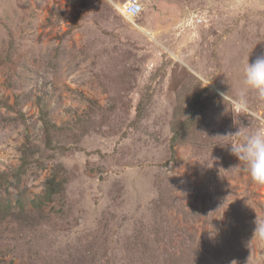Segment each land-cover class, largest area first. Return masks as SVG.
I'll return each mask as SVG.
<instances>
[{
	"label": "rangeland",
	"instance_id": "rangeland-1",
	"mask_svg": "<svg viewBox=\"0 0 264 264\" xmlns=\"http://www.w3.org/2000/svg\"><path fill=\"white\" fill-rule=\"evenodd\" d=\"M124 1L0 0V264H264V185L220 136L264 128L254 91L234 103L264 0ZM191 73L203 108L173 149Z\"/></svg>",
	"mask_w": 264,
	"mask_h": 264
},
{
	"label": "clouds",
	"instance_id": "clouds-1",
	"mask_svg": "<svg viewBox=\"0 0 264 264\" xmlns=\"http://www.w3.org/2000/svg\"><path fill=\"white\" fill-rule=\"evenodd\" d=\"M243 84L245 90L242 91L238 100L234 101L241 110L247 111L246 91H254L258 98L264 100V55L258 56L254 62H249V57L244 68ZM225 99V93H220ZM223 136L229 139L227 146H230L231 153L240 161L244 169L250 174L255 183L264 185V128H257L255 131L247 132L240 128L236 133H227ZM240 137L239 142H232L230 138ZM254 239L264 240V220L257 217L255 221Z\"/></svg>",
	"mask_w": 264,
	"mask_h": 264
},
{
	"label": "trees",
	"instance_id": "trees-1",
	"mask_svg": "<svg viewBox=\"0 0 264 264\" xmlns=\"http://www.w3.org/2000/svg\"><path fill=\"white\" fill-rule=\"evenodd\" d=\"M202 80L197 75L191 73L188 79L183 83V89L180 92H177L178 104L174 108V117L172 119V129L174 132V136L172 138V147L175 149V146L178 143H184L188 140V135L192 133L194 126L199 122V116L201 114L203 108V101L201 95L204 89H200V84ZM151 86L149 85L147 89L144 91L142 98L139 100L137 105L136 117L138 120H142L143 112L150 103L153 93H151ZM186 94L191 97L189 101V107H186L184 102L182 101V96ZM186 116L185 118H183ZM34 153L28 155V157H33ZM52 183L50 191L53 192L54 179H50L49 181ZM0 203V208H1ZM6 208L9 207V203H6ZM4 207V208H5Z\"/></svg>",
	"mask_w": 264,
	"mask_h": 264
},
{
	"label": "built area",
	"instance_id": "built-area-1",
	"mask_svg": "<svg viewBox=\"0 0 264 264\" xmlns=\"http://www.w3.org/2000/svg\"><path fill=\"white\" fill-rule=\"evenodd\" d=\"M66 3H71L74 0H64ZM123 15L134 18L140 15L143 10V3L141 0H125L120 6H117ZM198 21H202V18H198Z\"/></svg>",
	"mask_w": 264,
	"mask_h": 264
},
{
	"label": "crops",
	"instance_id": "crops-1",
	"mask_svg": "<svg viewBox=\"0 0 264 264\" xmlns=\"http://www.w3.org/2000/svg\"><path fill=\"white\" fill-rule=\"evenodd\" d=\"M170 5V4H169ZM184 17V16H183Z\"/></svg>",
	"mask_w": 264,
	"mask_h": 264
}]
</instances>
